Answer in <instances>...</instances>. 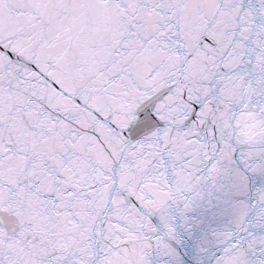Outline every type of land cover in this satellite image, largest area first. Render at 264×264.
Returning <instances> with one entry per match:
<instances>
[{
	"label": "snow or ice",
	"instance_id": "6c2138e0",
	"mask_svg": "<svg viewBox=\"0 0 264 264\" xmlns=\"http://www.w3.org/2000/svg\"><path fill=\"white\" fill-rule=\"evenodd\" d=\"M0 264H264V0H0Z\"/></svg>",
	"mask_w": 264,
	"mask_h": 264
}]
</instances>
